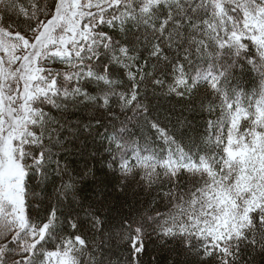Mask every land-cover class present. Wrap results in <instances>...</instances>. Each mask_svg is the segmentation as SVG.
<instances>
[{
  "label": "snow or ice",
  "instance_id": "snow-or-ice-1",
  "mask_svg": "<svg viewBox=\"0 0 264 264\" xmlns=\"http://www.w3.org/2000/svg\"><path fill=\"white\" fill-rule=\"evenodd\" d=\"M0 13V264H121L111 241L127 248L124 264H140L153 236L195 264L264 257V0H0ZM10 16L25 34L5 26ZM244 69L259 77L251 92ZM145 84L180 98L203 89L213 116L203 138L182 144L149 118ZM81 106L131 115L111 130L69 124ZM141 119L162 147L133 138ZM92 127L106 167L156 191L166 211L113 219L76 199L54 150ZM49 173L67 177L56 193L69 211L52 205L33 220L30 181Z\"/></svg>",
  "mask_w": 264,
  "mask_h": 264
},
{
  "label": "trees",
  "instance_id": "trees-1",
  "mask_svg": "<svg viewBox=\"0 0 264 264\" xmlns=\"http://www.w3.org/2000/svg\"><path fill=\"white\" fill-rule=\"evenodd\" d=\"M2 14V13H0ZM7 23L13 24L16 31L25 34V25L15 17H6ZM166 78V77H165ZM237 79L245 92H251L259 86L257 74L242 70L237 75ZM142 102L148 106L149 118L157 122L160 127H166L167 131L174 135L178 142L190 145L200 141L205 133L207 121L213 116L202 110V102L205 99L204 90L194 92L191 98H180L168 95L166 90L156 88L150 84L142 85ZM114 107V106H113ZM55 115V113H53ZM131 112L121 113L113 111V116L118 119L109 118L103 111L96 110L87 106L73 109L66 114L65 119L71 125H96L100 121V126L108 127L119 126L121 122H127V116ZM63 122V121H62ZM106 122V123H105ZM133 138L141 144L147 139L148 144L154 148L162 147L155 140V133L147 127L144 121L136 120L130 123ZM74 131H77L74 129ZM100 129L92 127L89 132L78 133L73 142L67 144L66 150H54L61 157V163L67 166L73 178L78 181L76 199L85 207L92 205L93 208L102 209L104 217L113 219L121 216L127 217L136 215L143 210H150V205L159 211H166V206L156 194V191L143 190L135 180L126 179L115 171L106 167L109 160L105 153V144L102 142L98 132ZM67 177H57L49 173L47 180L43 183L30 181V190L33 192L29 214L33 220H39L47 215L52 205H55L58 214L69 211L71 199L60 200L56 190ZM38 206V207H37ZM79 214L82 219H87L79 205L72 209ZM64 219L63 215L60 216ZM88 231L87 226L84 233ZM91 239L92 237H87ZM117 255L114 259L124 260L128 257V250L124 245H117L111 241ZM146 252L139 258L140 264H195L194 259L189 256L183 247L177 242L161 244L155 236L146 239ZM251 264H264V257L249 254Z\"/></svg>",
  "mask_w": 264,
  "mask_h": 264
}]
</instances>
